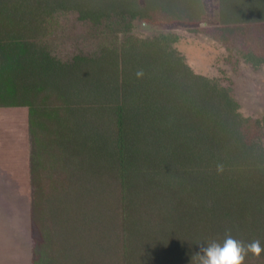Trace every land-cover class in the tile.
Listing matches in <instances>:
<instances>
[{
    "label": "trees",
    "instance_id": "trees-1",
    "mask_svg": "<svg viewBox=\"0 0 264 264\" xmlns=\"http://www.w3.org/2000/svg\"><path fill=\"white\" fill-rule=\"evenodd\" d=\"M213 2L0 0V108L28 109L32 264H199L201 245L229 233L264 246L262 121L196 72L172 32L207 34L232 53L247 26L264 24V0ZM70 11L125 33L136 21L176 25L66 62L43 38ZM235 50L264 65V54Z\"/></svg>",
    "mask_w": 264,
    "mask_h": 264
},
{
    "label": "rangeland",
    "instance_id": "rangeland-1",
    "mask_svg": "<svg viewBox=\"0 0 264 264\" xmlns=\"http://www.w3.org/2000/svg\"><path fill=\"white\" fill-rule=\"evenodd\" d=\"M211 4H214L213 0L208 5L213 9ZM123 24L114 19L96 25L80 19L75 11L60 12L43 39L53 55L69 62L78 54L97 56L102 45L119 44L128 35L146 38L172 30L178 32L180 39L175 46L186 56L192 68L231 86L241 112L262 121L259 149L264 151V66L257 69L244 63L238 59L235 50L253 49L264 54V24L247 26L244 36L240 37L243 46H234L232 53L207 34L189 32L180 27L169 29L170 24L176 25L172 22L153 24L136 21L129 33L123 31ZM234 44V40L228 42V45ZM27 119V107L0 108V264H32L34 231L31 224ZM254 131L257 129L253 127L251 134Z\"/></svg>",
    "mask_w": 264,
    "mask_h": 264
},
{
    "label": "clouds",
    "instance_id": "clouds-1",
    "mask_svg": "<svg viewBox=\"0 0 264 264\" xmlns=\"http://www.w3.org/2000/svg\"><path fill=\"white\" fill-rule=\"evenodd\" d=\"M142 75V70L137 71L138 78ZM217 171L222 172L223 166L217 165ZM249 253L259 257L264 253V246L258 239L246 244L233 238L229 233L223 242L212 240L206 245H201L194 257L198 258L199 264H244Z\"/></svg>",
    "mask_w": 264,
    "mask_h": 264
},
{
    "label": "crops",
    "instance_id": "crops-1",
    "mask_svg": "<svg viewBox=\"0 0 264 264\" xmlns=\"http://www.w3.org/2000/svg\"><path fill=\"white\" fill-rule=\"evenodd\" d=\"M210 2H211V0H207V5H209ZM211 6H214V4H213V5L211 4ZM208 13H209V12H208ZM209 37H211V36H209ZM216 41H217V40H216ZM263 66H264V65H263ZM263 66H262V67H263ZM27 120H28V119H27Z\"/></svg>",
    "mask_w": 264,
    "mask_h": 264
}]
</instances>
